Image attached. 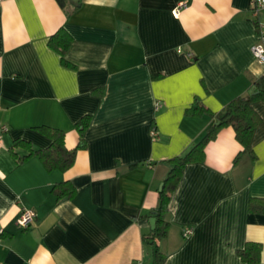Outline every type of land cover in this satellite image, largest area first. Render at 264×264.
<instances>
[{"label":"crops","instance_id":"0c3cea01","mask_svg":"<svg viewBox=\"0 0 264 264\" xmlns=\"http://www.w3.org/2000/svg\"><path fill=\"white\" fill-rule=\"evenodd\" d=\"M249 3L0 1V124L8 128L0 133V264H154L156 246L163 264H247L238 251L249 242L260 244L256 264H264V210L249 209L264 198V100L253 104L255 158L234 164L242 147L231 126L221 128L204 159L183 168L167 234L156 245L144 240L166 161L213 121L186 113L195 98L215 114L264 76L251 52L264 11L254 17ZM59 28L72 38L65 57L74 67L48 46ZM85 115V146L66 171H47L36 156L15 161L16 139L50 144L39 126L62 130L75 148ZM64 181L76 192L57 200L52 188ZM23 208L36 213L27 227L17 224Z\"/></svg>","mask_w":264,"mask_h":264},{"label":"trees","instance_id":"16d2710c","mask_svg":"<svg viewBox=\"0 0 264 264\" xmlns=\"http://www.w3.org/2000/svg\"><path fill=\"white\" fill-rule=\"evenodd\" d=\"M56 2L61 8H65L67 4H70L74 8L79 5V2L78 5H73L69 0H56ZM71 42L72 38L64 28H59L48 39V46L59 53L61 64L65 67H74L65 57L71 46ZM95 92L101 93V90L96 89ZM262 100H264V76L257 78L253 82V90L250 94L235 97L215 114L206 109L198 98H195L192 106L186 113L192 116L208 114L213 117V121L199 142L195 143L184 154L172 157L166 161L170 167L158 193V205L151 212L155 219V227L149 234L144 236L146 243L156 245L157 241L167 234L170 227V222L167 219L169 201L171 193L181 178L183 168L189 163L201 162L204 159L205 145L215 137L221 128L231 126L234 129L236 140L242 147L233 159L234 164H237L243 156H247L249 159L255 158L251 142L255 128L260 122V117L254 110L253 104ZM89 121L90 116L85 115L77 122L76 127L79 133V142L75 148L68 149L65 146L64 132L62 130L48 126H39L36 127L37 130L51 141L48 146L35 147L30 141L16 139L11 147V153L17 163L36 156L47 171L59 170L64 172L73 164L77 150L85 146L83 133L89 125ZM17 148L22 149L24 153L18 155L15 151ZM52 192L55 194L57 200H60L64 197L73 196L76 190L71 182L64 181L56 184L52 188ZM249 209L251 211L264 210V198H252L249 203ZM260 249V244L249 242L243 250L238 251V255L247 264H256L259 260ZM153 258L154 264H163L164 262V255L159 252L157 246L154 250Z\"/></svg>","mask_w":264,"mask_h":264},{"label":"built area","instance_id":"2783aa9c","mask_svg":"<svg viewBox=\"0 0 264 264\" xmlns=\"http://www.w3.org/2000/svg\"><path fill=\"white\" fill-rule=\"evenodd\" d=\"M185 5V2H180L178 6L175 7L173 12L176 14L180 8L185 7ZM249 9L254 17L258 16L260 12L264 11V0H250ZM251 52L257 60L264 64V23L258 24V41L251 46ZM7 131V126L0 124V133H5ZM151 134L154 136L155 130H151ZM35 217L36 213L32 208H23L18 216L17 224L21 227H27L34 221ZM190 232V228L184 230V234H188ZM1 233L2 230L0 229V235ZM134 264H141V262L137 261Z\"/></svg>","mask_w":264,"mask_h":264},{"label":"water","instance_id":"95a60500","mask_svg":"<svg viewBox=\"0 0 264 264\" xmlns=\"http://www.w3.org/2000/svg\"><path fill=\"white\" fill-rule=\"evenodd\" d=\"M71 2V4L73 5H78L79 0H69ZM150 224H151V228H154V223H155V219L154 218H150Z\"/></svg>","mask_w":264,"mask_h":264}]
</instances>
